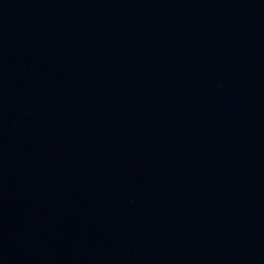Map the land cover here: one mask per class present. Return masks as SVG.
Instances as JSON below:
<instances>
[{"label": "water", "instance_id": "1", "mask_svg": "<svg viewBox=\"0 0 264 264\" xmlns=\"http://www.w3.org/2000/svg\"><path fill=\"white\" fill-rule=\"evenodd\" d=\"M0 264H264V0H0Z\"/></svg>", "mask_w": 264, "mask_h": 264}]
</instances>
